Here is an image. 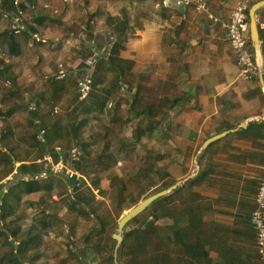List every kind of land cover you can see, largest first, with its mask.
<instances>
[{
	"label": "trees",
	"instance_id": "16d2710c",
	"mask_svg": "<svg viewBox=\"0 0 264 264\" xmlns=\"http://www.w3.org/2000/svg\"><path fill=\"white\" fill-rule=\"evenodd\" d=\"M140 1L145 4L149 0ZM258 1L261 0H253L252 6ZM20 11L26 12L28 17L33 16L35 23H28L29 29L20 33L22 36L10 30L0 35V264H55L53 262L63 255L50 254L49 248L62 238L68 243L76 239L81 244L78 251L69 249V257L76 264H116V260L119 264H231L232 259L235 264H242L246 257H259L251 223L255 249L249 254L227 252L232 243L225 239L224 230L216 238L203 236L199 212L186 214L178 209L184 204L183 186L152 203L142 213L150 212L147 222L141 221V215L132 220L136 226L125 231L115 260L116 241L113 236L107 241L106 235L117 232L116 216L120 221L123 207L131 210L140 203L133 197V189L144 192L143 181L151 183L153 168L161 178L168 175L166 154L157 155L151 147L157 129L151 118L155 108L153 110L150 104L141 106L138 99L141 89L134 94L131 92L134 84L126 75L134 70L135 64L121 57L128 35L136 28L131 24L134 20L125 8L120 10V17L108 13L106 23L110 31L101 42L93 28L94 22L104 18L100 9L88 15L82 29H72L53 20L38 0H0V15H14ZM257 16L264 18V8ZM46 19L61 28L64 33L59 40L61 44L72 35L83 34V49H71L72 60L81 59L82 62L76 72L70 70L62 78L58 76L59 65L51 62L52 74L46 75L44 81L32 79L22 83L23 71L19 66L21 62L28 63L27 57L17 52V46H28L35 36L37 39L42 36L46 31L42 30ZM247 23L250 24L249 17ZM259 33L261 39L260 29ZM248 34L250 37V32ZM107 44H110L108 53L94 66L87 63L95 50L101 51ZM248 46L255 59L250 38ZM262 49L264 55L263 41ZM88 78L90 92L81 99L80 86ZM38 81L43 88L38 87ZM127 104L130 126L125 135L122 133L125 121L118 112ZM145 116L148 117L146 121H135ZM111 128H117V132L110 137ZM160 128L161 134L166 135V128ZM40 131L45 132L44 142L38 137ZM75 147L83 151L80 161L74 164L75 169L86 178L76 187L75 200L68 194V183L63 178L23 179V176H33L46 169V164L40 162L46 154L58 162V149L69 152ZM137 148L145 150L142 165L135 164L111 197L102 189V183L116 172L119 163L129 158L130 150L133 152ZM161 162L163 165L158 166ZM18 163L20 167L17 168ZM15 171L18 172L15 180L3 190L1 184ZM199 179L200 175L188 182L187 188ZM175 184L168 182L158 192ZM99 190L102 197L107 195L111 199L110 211L105 215L99 209L100 199L96 195ZM55 191L57 195L53 196ZM38 193H41L39 200L29 199ZM175 197H178L177 203L168 202ZM26 207L33 214L29 215ZM64 211H69L70 216L60 217ZM69 246L72 247L70 243Z\"/></svg>",
	"mask_w": 264,
	"mask_h": 264
},
{
	"label": "crops",
	"instance_id": "0c3cea01",
	"mask_svg": "<svg viewBox=\"0 0 264 264\" xmlns=\"http://www.w3.org/2000/svg\"><path fill=\"white\" fill-rule=\"evenodd\" d=\"M81 1L83 10L73 11V20L71 16L63 19V12L60 17L56 15L57 8L65 12L68 8L64 7L71 5L67 0L38 3L72 29L83 18V11L88 17L100 9L104 18L98 22L106 20L110 12L105 6L95 10L88 7V0ZM238 2L207 0L214 18L210 20L207 14L197 13L194 3L149 0L144 4L136 0L137 14L131 23L136 28L128 35L121 57L135 64L126 76L135 91L142 90L138 97L141 106L155 108L151 118L157 129L152 149L157 155L166 154L168 182L185 186L183 205L193 208L190 214L199 212L203 236L216 238L224 230L225 239L232 243L227 252L243 255L255 249L250 218L264 172V78L253 77L250 84L240 78L226 28ZM61 35L54 40L56 45ZM261 52L263 55L262 45ZM147 119L139 117L138 121ZM160 127L166 128V135L161 134ZM155 171L153 168V174ZM199 175V181L187 188V183ZM173 201L177 203L178 197ZM231 264H235L233 259ZM242 264L264 261L246 257Z\"/></svg>",
	"mask_w": 264,
	"mask_h": 264
},
{
	"label": "rangeland",
	"instance_id": "374dc122",
	"mask_svg": "<svg viewBox=\"0 0 264 264\" xmlns=\"http://www.w3.org/2000/svg\"><path fill=\"white\" fill-rule=\"evenodd\" d=\"M88 1H89V4H88L89 8L94 7L96 10V8H99L100 6H102L101 8L103 10V6H105V9L106 10L108 9L107 11H109L110 14H112L113 16H116V17L120 15L119 12H120L122 7H125V9H127L128 13L132 17L131 19L135 18L136 14H137L136 8H135V0H127L126 1L127 4H126L125 0L122 1L124 3H121L120 0H88ZM67 2H69L71 5L65 6L64 8L65 9L68 8V9L64 12V11H62L63 8H57L56 9V15L58 17H60V13L63 12V14H62L63 19H67L68 17L71 16V18L73 20L74 16L71 15V13L73 11L77 12V10H80V8H82V10H83L82 4L84 3V1L82 2L81 0H67ZM79 2H81V4H79ZM107 3H109L110 5H106ZM125 5H127V6H125ZM47 11H49V14L51 15L52 18L56 17L53 12H50V8H48ZM12 16L13 15H9V18H5L3 15H0V35L2 34L1 32H3L4 30H10V32L14 33L12 31V23L10 20V18ZM65 16H66V18H65ZM32 17L33 16L28 17L29 25H33V23H35ZM80 17H83V18L81 20H79V22H78L79 24L76 23V29H79V28L82 29L86 24L85 23L86 22L85 20L87 18L86 12L83 11L82 14H80ZM53 20H55V19H53ZM106 22L107 21L105 20V21L98 22V24H95V26L93 25L94 30L100 36L99 38H101V40H100L101 42H102V39L107 38V34L110 31V26ZM44 24L45 25H44V28L42 30L46 29V31L44 32V34L42 36L39 35L37 37H39V39H41V40L44 39L46 42L43 43V41L38 40L35 36L31 41L28 42V46L24 47V44L17 46V52L20 51L21 53H23L24 56L27 57L26 59H27V63H28V64H22V62H21L20 63L21 65L19 66V70L23 71V75L20 79V81L22 83H25V82L28 83L32 79H39L41 82L44 81L46 78V75L52 74L51 65L49 66V64L51 62H55L56 64L59 65V71L60 70L66 71L65 75L67 73H69L70 70H73V71L75 70V72H76V69L80 65L79 63L82 62L81 59H78L76 62H74V60H72L74 58V53L71 51V49H76L78 51H79V49H83V44L85 42L84 39L82 38L83 34L79 33V36H74L73 38L68 39L64 44L59 43V45H56L58 41L54 42V40L61 38V36H62L61 34H64V33L62 32L60 27L56 26V24L49 23V20H47V19H46V21H44ZM14 34L16 35V33H14ZM17 35L22 36L23 34H17ZM261 39L264 42V32L263 31H261ZM52 42H54V43H52ZM86 45L90 46L89 43H86ZM109 49H110V44H107L106 47L102 48L101 51L95 50L94 54L92 56H89V58L87 59V63H90L92 66H94L96 61H98L99 59L102 58L103 55L108 53ZM67 54H69V55L66 59H64L65 60L64 61L63 60L64 55H67ZM58 76H59V73H58ZM62 77H60V78H62ZM40 81H38V87L43 88V84ZM131 92L134 94L136 91L133 89V90H131ZM123 93L126 94L125 90H123ZM111 107H112V105H109V108H111ZM128 107L129 106L127 104L125 107L123 106V108L119 109V112H118L119 115H121L120 117L123 119V121H125V124L122 127V133L125 135H128L127 129L130 126V122H128V120H127L128 119V115H127L128 114V112H127ZM135 121L138 122V119ZM110 130H111V131H109V132H111V134H109L110 137L112 134L117 132V128H114V129L111 128ZM164 145H166V143H164ZM151 147H152V142H151ZM144 152H145V150L139 149V148H137V150H135L133 152H132V150H130L131 155H129V158L118 164V166L116 168V172L102 183V189L104 191H106L107 193H109L111 195V197H113L115 190H117V188L121 185V181L124 180L125 175L128 172H131L135 168L136 163L139 165L142 162V159H143L142 154H144ZM141 165L142 164H140L139 166H141ZM152 180H151V183L149 185L146 184V181H143V183H145V185H146V186L143 185V186H145L143 188L144 192L138 188L133 189L134 190L133 191V197L135 199H137V201L141 202L148 197H151L153 195H156L157 193H160L158 191H160L162 189V187L168 183V180L166 177L161 178V176H158L155 173L153 174ZM109 187H112V189L109 190ZM146 188H148V190H146ZM0 189H1V187H0ZM96 192H98L97 199H100V204H99L100 208L99 209L103 213V215H105V213H107V211H110V207L112 205L111 199L108 198L109 196H107V195L105 197H102L100 190L96 191ZM40 195H41V193L34 194L33 197H29V199L33 200V201H37L40 199ZM55 195H57L56 191L54 192L53 196H55ZM168 200H169L168 201L169 203L174 205L173 199H168ZM178 207H179L178 208L179 210H181L182 212H184L186 214L190 212L189 210H193V208L185 207L184 205H179ZM25 210L28 212L29 215L33 214L32 211L30 210V208L26 207ZM128 211H130V210H127L126 208L123 207V210L121 212V216L123 217ZM149 213L150 212L148 211L147 213L140 214L141 216H143V217H141V221H143V223L147 222V218L149 216ZM59 216L60 217H69L70 212L64 211V212L60 213ZM118 218L119 217L116 216L117 221H115V224L116 223L119 224ZM135 226H136V222L131 221L125 227L124 233H125V231H129V230L133 229ZM116 230H118V225H117ZM108 233H110V231ZM113 233H114V231H113ZM113 233L111 232V235H106L107 241H109L110 237H112V236L114 239V235H117L118 231L114 234ZM69 243L72 245V247L69 246ZM69 243L64 238L59 239L57 241H54L53 245H51L52 248H49L50 249L49 253L50 254H52V253L57 254V256L63 255V257H59L58 260L53 262V263H55V264H76V263H74V260L69 257L70 251H71L69 249L72 248V249H75L78 251L79 248H81L79 246L81 244L76 239L70 240ZM75 245H77V246H75ZM116 246H117V241H116ZM77 247H78V249H77ZM71 259H72V261H71ZM66 260H69V261L65 263L64 261H66Z\"/></svg>",
	"mask_w": 264,
	"mask_h": 264
},
{
	"label": "built area",
	"instance_id": "2783aa9c",
	"mask_svg": "<svg viewBox=\"0 0 264 264\" xmlns=\"http://www.w3.org/2000/svg\"><path fill=\"white\" fill-rule=\"evenodd\" d=\"M180 5H188L191 3L195 4V9L199 14H207L210 20H213V16L209 13V6L207 0H177ZM253 0H239L235 8L230 13V19L226 26L227 28V37L229 45L232 50L235 52L240 66V78L244 80L246 84L252 83L253 77L261 76L264 78V67L261 70L257 65L256 60L254 59L253 53L250 51L248 46V39L246 34L248 32V14L252 6ZM164 3V2H163ZM19 4V1L15 3ZM5 18H9V15L4 13ZM12 31L16 34L27 32L29 29L28 24V15L26 12L20 11L18 14L13 15L11 18ZM264 32V21L260 23V28ZM38 40H40L38 38ZM45 42L44 40H41ZM66 71H59V76L62 77L65 75ZM83 89H81V99L86 98L89 95L91 88L90 78L86 79L83 83ZM213 112L210 113L212 116ZM39 139L44 142L45 132L40 131ZM83 155V151L80 147H75L69 152L58 149L59 161L54 162L52 157L49 154H46L44 159L40 162L46 164V169L33 176H23L25 180H41L49 179L51 177L63 178L68 183V194L73 200H75L76 187L79 186L83 180L86 178L79 173L74 164L79 162ZM16 167H20V164H16ZM18 172L15 171L13 175L7 178L1 186L3 190L8 187L14 180L15 175ZM112 187H109L111 190ZM98 196V192H96ZM255 207L251 214L250 222L253 230L255 231L256 236V251L262 261H264V172L262 179L260 181L257 194L254 199Z\"/></svg>",
	"mask_w": 264,
	"mask_h": 264
},
{
	"label": "water",
	"instance_id": "95a60500",
	"mask_svg": "<svg viewBox=\"0 0 264 264\" xmlns=\"http://www.w3.org/2000/svg\"><path fill=\"white\" fill-rule=\"evenodd\" d=\"M264 8V0L258 1L256 4H254L250 10H249V31H250V40L252 42L254 51H255V60L257 62V65L262 70L264 67V61H263V55L261 52V39H260V33H259V24L257 19V12ZM81 89H83V85L80 86ZM182 185L181 182H178L176 185L168 188L167 190H164L160 193H157L156 195H153L151 197H148L141 201L139 204H137L133 209L128 211L119 221L118 224V234L114 235V239L117 241L116 251H115V260L117 259V249L120 247L121 243H123L124 240V230L125 227L137 216L142 214L148 207L152 205L155 201L158 199L167 196L169 193H171L176 188L180 187ZM116 264H119L116 260Z\"/></svg>",
	"mask_w": 264,
	"mask_h": 264
}]
</instances>
